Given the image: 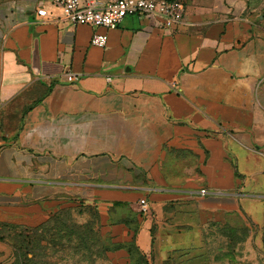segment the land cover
I'll return each mask as SVG.
<instances>
[{
	"label": "crops",
	"instance_id": "crops-1",
	"mask_svg": "<svg viewBox=\"0 0 264 264\" xmlns=\"http://www.w3.org/2000/svg\"><path fill=\"white\" fill-rule=\"evenodd\" d=\"M182 1L169 29L140 16L75 25L52 0L0 2V213L42 221L93 205L127 239L138 226L151 264L174 252L223 264L198 253L213 220L262 227L264 0Z\"/></svg>",
	"mask_w": 264,
	"mask_h": 264
},
{
	"label": "rangeland",
	"instance_id": "rangeland-1",
	"mask_svg": "<svg viewBox=\"0 0 264 264\" xmlns=\"http://www.w3.org/2000/svg\"><path fill=\"white\" fill-rule=\"evenodd\" d=\"M262 179L259 178L260 181ZM72 207L71 223L77 225L88 223L98 231V233H92L95 240L92 253L81 251L79 254H74L73 251H63V247L60 246L48 247L46 254L38 258V260L42 259L43 264H143L145 260L154 261V254L145 253L138 245V226L131 227L132 232L127 239L124 227L123 231L114 232L111 219L99 216L98 220L88 206ZM263 207V204L257 205L254 216H261ZM40 221V216L19 218L0 213V264H18L21 261L24 249L21 248L23 244L20 234L21 232L27 234ZM232 227L242 229L234 233ZM155 231L156 228L153 235ZM263 238L264 224L260 227L246 216L242 219L227 217L222 221L213 220L205 230L206 243L198 248V253L202 254L200 258L202 261L216 258L222 259L223 264H264ZM66 242L67 240L64 239L63 244ZM79 242L77 238L73 240V244H79ZM102 246L109 249L105 251ZM114 246H121L122 249L113 250ZM37 253L40 254V252ZM172 256L168 264H178L180 256L175 252Z\"/></svg>",
	"mask_w": 264,
	"mask_h": 264
},
{
	"label": "built area",
	"instance_id": "built-area-1",
	"mask_svg": "<svg viewBox=\"0 0 264 264\" xmlns=\"http://www.w3.org/2000/svg\"><path fill=\"white\" fill-rule=\"evenodd\" d=\"M61 8L64 18L75 25H91L98 28L115 29L127 16L148 17L164 28H173L184 22L185 6L182 0H52ZM40 18L47 16L44 8L37 10ZM108 35L95 32L91 44L104 48ZM79 76L69 73L67 80L74 82ZM111 81V77L107 78ZM202 190L200 195H205ZM139 212L148 217L151 215V205L145 197L138 201Z\"/></svg>",
	"mask_w": 264,
	"mask_h": 264
},
{
	"label": "trees",
	"instance_id": "trees-1",
	"mask_svg": "<svg viewBox=\"0 0 264 264\" xmlns=\"http://www.w3.org/2000/svg\"><path fill=\"white\" fill-rule=\"evenodd\" d=\"M79 206H88L90 212L99 220L100 215L95 206L85 204L84 202H80L76 205V207ZM72 209L73 207L69 206L50 211L48 216L44 220L38 222V225L30 232L27 234H22L21 232L20 235L22 236L23 244L21 248L24 249V256L18 264H43L42 259L38 260V258L46 254L48 247L60 246L63 247V251H73L74 254H79L81 251L92 253L95 243L92 233H98V231L94 230L88 223L82 225L71 223L72 220L70 218ZM135 226L137 225L135 224ZM238 229L242 228L232 227L234 233L238 232ZM76 238L80 240L79 244H73V240ZM64 239L67 240L66 244H63ZM262 241L264 243V238ZM102 247L105 248V251L109 249L105 246ZM112 249L118 250L122 249V247L114 246ZM37 252H40V254ZM31 253L32 256H30ZM143 264H151V262L145 260Z\"/></svg>",
	"mask_w": 264,
	"mask_h": 264
}]
</instances>
